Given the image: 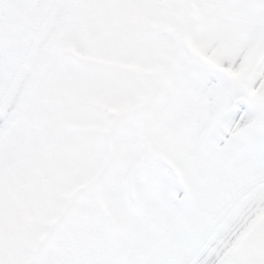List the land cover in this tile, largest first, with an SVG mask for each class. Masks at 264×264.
Here are the masks:
<instances>
[{"label": "snow or ice", "instance_id": "1", "mask_svg": "<svg viewBox=\"0 0 264 264\" xmlns=\"http://www.w3.org/2000/svg\"><path fill=\"white\" fill-rule=\"evenodd\" d=\"M0 264H264V0H0Z\"/></svg>", "mask_w": 264, "mask_h": 264}]
</instances>
